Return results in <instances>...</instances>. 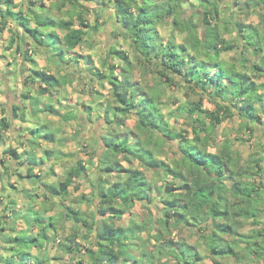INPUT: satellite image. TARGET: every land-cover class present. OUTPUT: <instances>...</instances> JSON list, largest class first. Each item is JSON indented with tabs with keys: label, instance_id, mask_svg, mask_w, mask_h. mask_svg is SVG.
Here are the masks:
<instances>
[{
	"label": "trees",
	"instance_id": "16d2710c",
	"mask_svg": "<svg viewBox=\"0 0 264 264\" xmlns=\"http://www.w3.org/2000/svg\"><path fill=\"white\" fill-rule=\"evenodd\" d=\"M68 1L77 10L76 16L68 11L69 18L57 19L45 3L31 1L32 7L14 11L12 0H0V29L3 28L2 23H12L19 28L13 30L11 27L13 36L10 45L35 67L32 47L36 44L48 52L52 50L50 55L56 61H64L69 51L84 41L91 26L84 16L89 9L87 4L94 5L97 10L109 4L114 9L121 31H124L117 33L124 35L144 62L158 68V75L167 83L177 84L174 75L189 87L209 93L216 107L212 111L203 108L202 97L176 107L177 112L191 118L192 135L189 137V132L183 133L171 127L168 118L174 113L162 111L161 91L149 92L132 79L133 62L126 49L116 44L107 47L104 62L108 73L97 69L86 56L89 72L106 79L114 94L113 105H107L104 113L107 123L115 127L101 137L104 149L96 161V212L102 218L99 222L90 221L79 208L65 205L62 207L64 216L72 222L74 231L60 243L56 215L29 208L21 218L29 225H38V231L10 235L5 241L2 239L6 244L3 248L10 253L0 254V264H49L48 259L33 254L31 250L41 251L44 244L56 239L63 251L80 256L75 264H157L155 259L161 256L166 257L164 264H205V257L216 264H230L229 260L236 263L256 260V264H264V224L259 229L244 231L246 221L261 222L264 148L258 155L243 159L240 152L233 148V140L226 137L215 151L209 149L212 130L232 115L243 118V123L252 132L253 124L264 125V81L257 79L258 76L264 77V28H259L257 24L235 22V37L226 39L223 32H229L230 28L226 21L220 20L216 0H200L205 14L198 22L182 16L180 0ZM246 4H264V0H248ZM261 16L260 22L264 25V16ZM169 18L173 29L184 33L180 42L173 35L164 38L160 33L161 25ZM57 27L65 32L59 35ZM199 27H202V32H199ZM25 37L31 39L32 47L24 48ZM233 50L238 54L237 62L234 58H223L224 52ZM250 56L254 59L251 60ZM108 58H117L122 62L121 69L116 72L119 65L109 62ZM30 71L25 82L40 83L36 88L38 93H51L50 88L65 80L45 69L33 67ZM26 92L23 96L30 100L31 107H26L31 108V113L36 115L46 111L45 107L39 106V98L32 95L31 88ZM48 106L54 111L52 105ZM13 110L18 117L16 110H21V107L14 106ZM130 117L135 119L137 131L128 128L123 133L116 131L117 127L125 124V118ZM9 127L8 118L2 116L0 132ZM42 128L30 129L31 140ZM41 136L53 139L48 132ZM172 141L176 143L178 158L172 162L158 158V146ZM4 153L14 156L24 165L23 169L26 168L25 171L10 169L2 158L0 162L5 172L30 181L40 178L33 170L43 160L32 151L18 153L15 147H9ZM120 154L137 160L148 170L169 177L157 197L154 194L158 188L144 171L139 167H125L118 160ZM84 170L86 167L78 162L69 169L66 179L57 184L43 181L42 184L51 196L63 197L73 177L82 176ZM110 172L118 174L114 180L106 179ZM157 198L162 202L161 215L137 221L131 213L135 203H153ZM10 203L15 204V201ZM126 213H130L129 219L118 224L116 220ZM14 216H18L17 210H14ZM182 225L196 227L201 232L202 237L196 242L199 245L170 237L172 230ZM81 226L93 233L91 238L80 234ZM4 228L6 226H0V231ZM151 228L157 242L155 252L143 246L138 248L143 241L142 232ZM80 236L90 246L80 244L77 241Z\"/></svg>",
	"mask_w": 264,
	"mask_h": 264
},
{
	"label": "rangeland",
	"instance_id": "374dc122",
	"mask_svg": "<svg viewBox=\"0 0 264 264\" xmlns=\"http://www.w3.org/2000/svg\"><path fill=\"white\" fill-rule=\"evenodd\" d=\"M31 1H36L39 4L45 3L51 9L53 17L57 19L69 18L68 11H72V14L76 16L77 10H75L68 0H12L14 4L13 10L18 11L20 8L32 7ZM180 1L182 5L179 8L182 9V16L184 18L191 17L198 22V19L204 16L205 9L200 5V0ZM247 1L216 0L219 18L222 22L226 21L230 28L229 32H223V36L226 39L230 40L235 37L237 33L233 30L235 22L257 24L259 28H264V25L260 22L261 15L264 16V4L247 5ZM108 5L97 10L94 8V5L87 4L89 9L84 12V16L88 19L91 26L88 28L84 41L69 51V56L64 61H56L50 55L53 53L52 50L48 52L37 44L35 46L31 39L25 37L24 48L34 45L32 47V55L36 60L35 67L33 63L24 58L22 53L10 45L13 36L11 29L18 30L19 28H16L12 23H2L3 28L0 29V118L6 116L10 122V127L0 132L3 138L0 140V159L2 157L5 158L10 169H23L24 165L20 164L14 156L4 153L9 147H15L18 153H23L25 150L32 151L38 158L43 160L33 170V173L40 175V178L35 177L33 181H27V184L32 189V193L38 198L32 201L21 193H15L14 198H16L17 204L21 206L19 212L22 214L26 213L27 205L30 204L34 207L36 206L35 209L37 210L34 211H42L41 209L44 208V210H49L47 211L48 214H55L56 219H58L57 232L59 234L58 239L61 241L60 243L64 242L65 237L74 231L72 222L68 217L64 216V209L62 210V207H65V205L79 208L84 212V217L90 221L99 222L102 218L96 212L98 206L97 196L95 195L97 182L96 161L104 149L101 137L108 133V130L112 127H115L107 123L106 114L104 113V108L114 103L112 88L106 79L96 77L89 72L90 65L87 64L86 56H89L91 64L97 69L108 73V67L105 66L104 62V59H107V47L111 44H116L119 48L126 49L133 62L132 70L134 77L132 79L138 81L149 92L151 90L161 91L162 111L164 113L171 111L174 113L168 118L171 127L183 133L189 132V137L192 135L191 118L177 112L176 107L189 101H197L201 97L203 98V108L212 111L216 107L213 104L214 98L209 93L189 87L187 83L179 80L177 76L172 75L177 84L172 85L165 82L158 75V68L144 62L140 58V55L136 54L135 50L129 45V41L124 39V35H120L124 31H121L120 25L116 21L114 9ZM170 21L171 18L161 25L159 29L160 33L164 38L173 35L176 41L180 42L184 37V33L174 30ZM118 29L120 31H117ZM56 31L59 35L65 32V30L58 27ZM117 32L120 33L118 34ZM199 32H202V27H199ZM222 56L227 60L233 58L235 60L239 59L237 57L238 54L234 50L224 52ZM249 58L251 60L254 59L252 56ZM108 61L119 65V68L115 70L116 72L121 69V65L123 64L117 58H108ZM33 67L35 69H45L49 73L58 75L60 79L64 77L65 80L62 79L61 84L50 88L51 93L47 91H40L38 93L36 92V88L40 83L36 85L25 82ZM257 79L264 81V77L258 76ZM29 88H31L32 95L39 98V106L41 108L45 107L46 111L35 115L31 113V108L26 107H31L29 104L30 100H27L23 96ZM48 105H52L54 111H51ZM14 106L21 107V110H16V113L19 115L18 117L15 116ZM22 113L24 114L23 116ZM243 120L239 116L232 115L218 124L212 130V144L209 145V149L215 151L216 147L221 144V141L228 137L233 140V148L240 152L243 159H248L249 156L254 154L258 155L264 148V125L253 124L252 128L254 131L252 132L243 123ZM124 123L123 126L117 127L116 131L123 133L122 131L127 128L137 131L134 118H125ZM36 127L43 128L31 140L32 134H30V129ZM46 132L53 135L52 140L41 136ZM157 150L156 156L167 162H172L173 159L178 158L175 141L164 143L163 146H158ZM6 156H9L10 159ZM118 156V160H121L125 167L134 166L142 169L151 183L158 188L154 195L157 197L160 194L159 189L164 187L165 180L169 179L168 176L146 169L133 158L121 154ZM22 159L24 161V156ZM78 162H82L86 170L82 171V176L73 177L68 191L63 197H53L48 194L42 181L44 183L57 184L59 181L67 178L69 169L76 166ZM25 170L26 168L23 169V171ZM116 175L118 174L110 172L105 177L106 179L114 180ZM3 183H7V181L0 162V185H3ZM11 190V192H5L6 197L1 198L0 201V226L6 225V220L2 217L4 212L11 215V212H8L11 207L3 209V206L6 204L4 199L8 201L9 195H14L15 189ZM3 191H1V195H4ZM161 207L162 202L158 198L153 203L136 202L131 209V213L134 214V218L137 221H140L147 217L154 218L160 216ZM260 209L263 211L260 213L261 222L246 221L244 225L245 232H249L251 229H259L264 224V205ZM130 216V213H126L120 220H116V222L118 224L126 222ZM23 227H25V224H23ZM37 231L38 228L36 227L32 229V233H36ZM0 233L4 234L2 235L3 237L0 236V254L10 253L7 248H3L6 245L4 241L10 236L7 229L5 231L1 230ZM80 234L84 235V237L86 235L89 238L93 235L85 226L80 227ZM200 234L201 232L196 227L182 225L173 229L170 237L174 240H183L199 245L196 242L201 239L202 236ZM11 236L14 235L11 234ZM142 240V243L138 246L139 249L143 246L150 252L157 250L153 228L142 232ZM77 241L82 245L90 246L87 243L88 241H85L82 236ZM59 245L56 239L54 242L50 241L44 244L41 251L35 248L31 251L33 254H38L41 258L48 259L49 264L77 263L80 256L66 253ZM155 261H157V264H164L166 257H157ZM203 261L205 264H216L207 257ZM228 262L230 264H256L257 261L249 260V262L236 263L233 260H229Z\"/></svg>",
	"mask_w": 264,
	"mask_h": 264
},
{
	"label": "crops",
	"instance_id": "0c3cea01",
	"mask_svg": "<svg viewBox=\"0 0 264 264\" xmlns=\"http://www.w3.org/2000/svg\"><path fill=\"white\" fill-rule=\"evenodd\" d=\"M6 157L9 158V156H6ZM1 159H0V161H1ZM12 161H14V160L12 159ZM5 165L8 166L6 161H5ZM3 173L6 175L7 183H5L3 185H0V189L4 190L3 191L4 195H0V201H1V198H5L6 197L5 196V192H11L12 191L11 189H15V192H13L14 195H12V194L9 195L8 201H6V199H4L6 204L3 206V209L5 210V209H8V207H11V209L8 210V212H11V215H8L6 212H4V215L2 217L6 221H8V223L5 225L6 228H4L2 231H5L7 229V232H8L9 235H11V234H13V235H23L25 233L26 234L32 233V229L34 227L38 228V225H34V226L33 225H29L23 218H21L24 214L19 212L21 206H19L17 204V200H16V198H14V196H15V193H17V194L21 193V194H24L26 197H28L32 201L33 200L35 201L38 197H36V195L34 196V194L32 193V189H31L30 185L27 184V181H29V179H27V178H19L14 173L5 172L4 169H3ZM32 184H34V183H32ZM28 193H30L33 196L28 195ZM12 200L15 201V204H11L10 203ZM28 204H29V202H28ZM30 206H32V205L31 204L27 205V207H28L27 210L29 208H32L33 211L37 210V209H35L36 206L35 207L34 206L30 207ZM14 210H17L18 216H14ZM27 210H26V212H27ZM41 210L42 211H38V212L43 213L44 208H42ZM47 211H49V210H46V213L48 214ZM18 217H20V218H18ZM23 224H25V227H23ZM2 235L3 234L0 233L1 237H3Z\"/></svg>",
	"mask_w": 264,
	"mask_h": 264
}]
</instances>
